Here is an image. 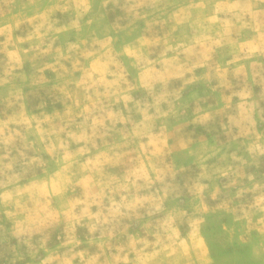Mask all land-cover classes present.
Listing matches in <instances>:
<instances>
[{"label": "rangeland", "instance_id": "obj_1", "mask_svg": "<svg viewBox=\"0 0 264 264\" xmlns=\"http://www.w3.org/2000/svg\"><path fill=\"white\" fill-rule=\"evenodd\" d=\"M0 264H264V0H0Z\"/></svg>", "mask_w": 264, "mask_h": 264}]
</instances>
